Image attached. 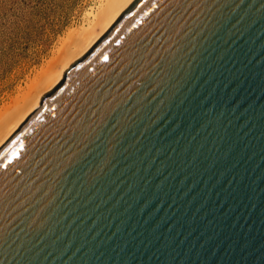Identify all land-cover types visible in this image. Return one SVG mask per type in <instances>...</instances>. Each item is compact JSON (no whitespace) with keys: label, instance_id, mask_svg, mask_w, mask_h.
<instances>
[{"label":"water","instance_id":"obj_1","mask_svg":"<svg viewBox=\"0 0 264 264\" xmlns=\"http://www.w3.org/2000/svg\"><path fill=\"white\" fill-rule=\"evenodd\" d=\"M0 264H264V0H134L0 147Z\"/></svg>","mask_w":264,"mask_h":264},{"label":"rangeland","instance_id":"obj_2","mask_svg":"<svg viewBox=\"0 0 264 264\" xmlns=\"http://www.w3.org/2000/svg\"><path fill=\"white\" fill-rule=\"evenodd\" d=\"M99 1L0 0V111L40 75L66 34L87 24Z\"/></svg>","mask_w":264,"mask_h":264},{"label":"bare ground","instance_id":"obj_3","mask_svg":"<svg viewBox=\"0 0 264 264\" xmlns=\"http://www.w3.org/2000/svg\"><path fill=\"white\" fill-rule=\"evenodd\" d=\"M134 0H100L89 12L87 24L66 34L56 56L40 75L0 111V147L40 104L42 97L52 90L70 68L116 21Z\"/></svg>","mask_w":264,"mask_h":264}]
</instances>
